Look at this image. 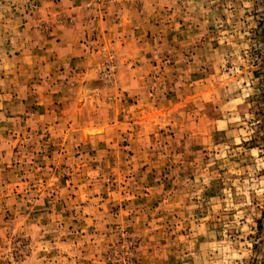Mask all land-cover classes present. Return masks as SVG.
Returning <instances> with one entry per match:
<instances>
[{
	"label": "rangeland",
	"instance_id": "1",
	"mask_svg": "<svg viewBox=\"0 0 264 264\" xmlns=\"http://www.w3.org/2000/svg\"><path fill=\"white\" fill-rule=\"evenodd\" d=\"M0 264H264V0H0Z\"/></svg>",
	"mask_w": 264,
	"mask_h": 264
}]
</instances>
